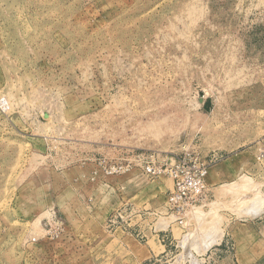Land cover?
I'll list each match as a JSON object with an SVG mask.
<instances>
[{
  "label": "rangeland",
  "instance_id": "1",
  "mask_svg": "<svg viewBox=\"0 0 264 264\" xmlns=\"http://www.w3.org/2000/svg\"><path fill=\"white\" fill-rule=\"evenodd\" d=\"M1 101L0 264H233L230 244L210 252L181 240L229 221L242 253L261 254L244 244L255 218L235 203L203 212L200 199L179 225L163 200L167 176H104L96 161L194 152L210 167L229 138L264 131V0H0ZM253 180L240 183L252 212L264 208V181ZM85 195L104 196L98 216ZM130 202L157 205L109 231ZM126 238L164 258H140Z\"/></svg>",
  "mask_w": 264,
  "mask_h": 264
},
{
  "label": "crops",
  "instance_id": "2",
  "mask_svg": "<svg viewBox=\"0 0 264 264\" xmlns=\"http://www.w3.org/2000/svg\"><path fill=\"white\" fill-rule=\"evenodd\" d=\"M263 134H264L263 130H255L253 136L250 138L232 136V138H229L227 140L225 144L227 147V150H225V157L221 161L211 165L208 168V174L206 177V193H205L206 195L204 196L202 201L199 202L200 204L196 205L195 208L197 209L201 208L203 212L206 209L215 211L214 209H218L220 207H223L227 203L233 202L236 204L235 208L238 211V213L240 212V214L242 213L241 215H244L247 217L252 216L246 212V209L249 207L248 204L251 200L248 199L247 196H243V195H246L245 193L248 191L246 189L242 190L241 188L242 186L240 183L241 181H246V183L253 184L254 183L253 178L261 179L264 181V168H259V167L257 168L256 164L258 165L259 163L255 162V155L257 153L256 143H257V140L261 139V136H263ZM254 142L255 144L252 147L246 148L248 145ZM252 149H256L254 150V153L249 152ZM215 156L216 154L210 155L212 159L215 158ZM126 175L139 176L138 173H135V171L129 174H126ZM75 182H77V180H71V181H67V184H70V186H74ZM121 182L118 181V183H121ZM128 182H132V181L128 180ZM134 182H136V180H134ZM134 194L135 193H133V195H130L131 197L129 196V199L131 200H135V198L137 199L136 195L134 198ZM86 197L88 196L85 195L79 198L81 199L82 202L84 201L85 204L87 202L91 206L93 203H96V205L94 206L95 209L94 210L91 209V212H94L93 217L98 216V214L101 213V212L98 213L99 212L98 208H99V205L101 206L103 205L104 196L95 195L94 198H88V199H86ZM165 197L163 198V200L165 199ZM135 201H138V200H135ZM119 203H120L119 198L118 197L117 199L115 198L112 201L113 208L115 206L117 207ZM130 203L131 205H133V208L137 210L136 202H130ZM154 204L157 205L156 202ZM153 205L152 207L149 208L150 212L152 213L155 210L153 208ZM74 211L75 210L73 209L71 213L69 214V216L66 217L68 220L69 218H73L72 221H74V219L78 218V216L75 217ZM203 212H201V214ZM188 215L189 214H187V217ZM215 216L218 217L219 219L221 217L219 214L218 215L215 214ZM190 217L191 215L189 216V218ZM226 217L228 219H231L230 216H226ZM252 218H255L254 224L257 226V229L259 231L254 232L253 226L246 227L244 234H246L248 238L244 241V244H246L247 246H251L252 243H255L256 247L260 250L259 252H261V254L256 257L250 255L249 253H248L249 255L242 253L243 244H242V239L239 238V235H240L239 232H236L232 228L227 229V227L230 225V221L226 223V225L222 224V227H223L222 229H219V230L217 228L212 229V231H209L205 234L200 233L199 230H197L198 231L197 233H193L194 235L189 234L188 230L183 231L181 235V240L184 237L190 238L191 241L194 242L195 244L199 242L198 245L196 244L197 245L196 247H191V248L197 249L198 247L199 249L201 247H204V248L206 247L205 249H203V251L207 250L210 252H212L211 250L215 252L217 251L219 252L221 249H225V248L228 250V247H229L228 245L230 244L232 246L231 249L234 250L233 257H230L231 263L233 264H236V263L237 264H257L258 262L263 261L262 257H263V252H264V210L260 212L259 214L252 216ZM185 222L186 221L184 219L183 223ZM71 223L74 224L73 222ZM215 226L218 227V223ZM125 243H126V246H128L127 244H129L130 246H132L134 250H137L136 251L138 252L137 255H139L140 258H148V256H150L148 258L150 259L154 255L155 257H158L157 260H159V262L164 258L163 254L165 253V249L162 252H160V254L157 256L151 253L152 252L151 249H145L143 247H139L130 238L124 239V244ZM200 243L202 245H200ZM206 243H211V245L210 244L205 245ZM127 248L131 249L129 248V246ZM134 250H130V251L132 252ZM188 250H189V247H188Z\"/></svg>",
  "mask_w": 264,
  "mask_h": 264
},
{
  "label": "built area",
  "instance_id": "3",
  "mask_svg": "<svg viewBox=\"0 0 264 264\" xmlns=\"http://www.w3.org/2000/svg\"><path fill=\"white\" fill-rule=\"evenodd\" d=\"M1 102L0 107H4L5 102ZM256 145L255 162L261 163L264 161V137L259 139ZM209 165L194 152L176 158L174 163H159L149 153L136 154L122 161H96V167L100 169L104 176H123L135 170L146 176L149 180L167 176L172 182V190L165 197V205L170 216L179 225H182L193 204L204 198ZM151 213L149 209L141 211L135 210L130 205H124L121 208L115 209L109 215L106 221V228L109 231L125 230V225L120 224L123 221L122 214H128V218H145ZM126 228H130V224H127ZM156 261L159 262L157 257L154 259V262Z\"/></svg>",
  "mask_w": 264,
  "mask_h": 264
},
{
  "label": "bare ground",
  "instance_id": "4",
  "mask_svg": "<svg viewBox=\"0 0 264 264\" xmlns=\"http://www.w3.org/2000/svg\"><path fill=\"white\" fill-rule=\"evenodd\" d=\"M255 202V201H254ZM256 203V202H255ZM260 203V202H259ZM261 205V204H260ZM254 206H257L256 204H254ZM259 206V205H258ZM250 207H251V205H250ZM263 207H264V205H263ZM258 209L260 208V207H257ZM248 209H249V207H248ZM250 209H252V208H250ZM249 209V210H250ZM254 209H255V207H254ZM260 209H262V207L260 208ZM264 209V208H263ZM262 209V210H263ZM256 210V209H255ZM262 210L260 211V210H256L257 211V213L259 214L260 212H262ZM251 211V210H250ZM250 211H249V213H250ZM254 211V210H253ZM256 211H254V212H256ZM245 212V211H244ZM246 212H247V210H246ZM252 212V211H251ZM254 212H252V213H254ZM240 213V212H239ZM242 214V213H241ZM254 214H256V213H254ZM252 217V216H251ZM163 226V225H162ZM159 227H160V225H159ZM165 227H166V225H165ZM161 228V227H160ZM214 231V230H213ZM201 238V237H200ZM205 238V237H204ZM215 238V237H214ZM185 239V238H184ZM186 239H187V237H186ZM196 239V238H195ZM213 239V238H212ZM197 240V239H196ZM206 241H208V240H206ZM187 242V241H186ZM196 242V241H195ZM180 243H183V242H180ZM185 243V242H184ZM199 242H197L196 244H198ZM214 243V242H213ZM201 244V243H200ZM202 245V244H201ZM207 245V244H206ZM211 245V244H210ZM182 246H183V244H182ZM186 246V245H185ZM193 247V246H192ZM198 248V247H197ZM202 248V247H201ZM206 248V247H205ZM209 248V247H208ZM186 249V248H185ZM198 251V250H197ZM186 252V251H185ZM185 254V253H184Z\"/></svg>",
  "mask_w": 264,
  "mask_h": 264
}]
</instances>
